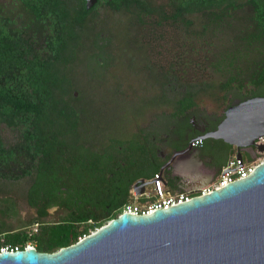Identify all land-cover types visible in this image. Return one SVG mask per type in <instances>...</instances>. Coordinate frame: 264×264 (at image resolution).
<instances>
[{"label": "trees", "instance_id": "trees-1", "mask_svg": "<svg viewBox=\"0 0 264 264\" xmlns=\"http://www.w3.org/2000/svg\"><path fill=\"white\" fill-rule=\"evenodd\" d=\"M101 8L127 12L138 22L171 21L189 26L192 20H201L197 29L185 33L189 39L206 42L209 55L201 63L224 75L220 84L223 98L235 92L241 100L264 96V0H96L87 10L83 0L0 2V179H38L27 203L35 208L39 222L34 232L22 229L16 201L7 192L0 193V250L21 249L31 242L38 251H55L98 228L133 201L130 184H104L101 191L96 184L85 185L83 179L71 184L77 199L60 203L58 221L45 220V209L55 203L53 195L58 190L47 179L84 177L83 136L74 133L75 112L70 109L71 105L82 107L73 75L106 66L107 43L98 27ZM216 34L225 35V44ZM213 37L220 43L211 42ZM175 63L161 73L169 82H175L179 74V62ZM72 91H76L75 98ZM193 92V87L185 86L172 98L158 93L152 105L172 106L170 115L187 117L198 110ZM67 98L73 100L65 101ZM221 118L222 113H212L209 122L213 126ZM4 130L11 134L10 141ZM218 142L230 151L228 144ZM109 172L113 169H104V176ZM97 197L100 214H92L87 203ZM12 216L17 221L13 227ZM82 224L86 225L79 228Z\"/></svg>", "mask_w": 264, "mask_h": 264}, {"label": "water", "instance_id": "water-1", "mask_svg": "<svg viewBox=\"0 0 264 264\" xmlns=\"http://www.w3.org/2000/svg\"><path fill=\"white\" fill-rule=\"evenodd\" d=\"M83 1L86 10L96 2ZM259 137L264 96H253L228 106L213 130L190 143L219 139L241 158V148L264 149L254 143ZM133 190L141 194L143 185ZM0 264H264V160L248 176L187 201L148 214L121 212L55 251L2 249Z\"/></svg>", "mask_w": 264, "mask_h": 264}, {"label": "flooded vegetation", "instance_id": "flooded-vegetation-1", "mask_svg": "<svg viewBox=\"0 0 264 264\" xmlns=\"http://www.w3.org/2000/svg\"><path fill=\"white\" fill-rule=\"evenodd\" d=\"M228 95L226 108L241 101L237 92ZM64 100L71 101L68 98ZM168 107L169 105L166 106L167 109ZM166 108L163 105L153 106L148 103L145 107L139 108L138 112L122 111L109 118L94 120L85 115L84 108L71 105L70 109L75 112L74 133L83 136L84 177L80 179L65 176L47 179L58 186V190L53 195L55 203L45 209L47 213L45 218L52 213L56 214L57 219L49 222L58 221L62 213L60 203L68 199L73 201L77 199L75 188L71 184L83 179L85 185L96 184V190L101 191L104 189V184H130L128 190L130 195L136 184H142L144 191L149 192V184L154 175H157L161 181L164 180L165 188L172 193H194L199 188L198 174H201L203 179L212 181L223 164L235 155V147L229 145L228 152L218 142L219 139L205 138L198 146H190V140L213 130L220 120L212 126L209 122L211 113L198 109L184 117L182 114L170 115L169 111H172V108L169 107L168 110ZM81 111H84V117ZM221 113L223 115L224 110ZM184 149L185 152L177 153ZM239 152L241 158L243 152L249 157L257 155L254 145L241 148ZM107 168H112L113 172L104 176V169ZM154 169H157L156 173H153ZM19 179L26 180L21 201L33 211L31 220L23 222L21 228L34 232L39 222L35 208L27 203V196L33 183L38 179L30 176ZM84 187L87 192V187ZM99 200L100 198L97 197L96 201L87 203V207H91L92 214H100ZM30 247L35 248L33 244Z\"/></svg>", "mask_w": 264, "mask_h": 264}, {"label": "rangeland", "instance_id": "rangeland-1", "mask_svg": "<svg viewBox=\"0 0 264 264\" xmlns=\"http://www.w3.org/2000/svg\"><path fill=\"white\" fill-rule=\"evenodd\" d=\"M98 19L101 20L98 27L107 43L104 48L106 66L73 75V84L80 93L79 105L89 119L109 118L122 111L138 112L139 108L157 100L158 93L172 98L185 86L193 87L197 109L208 114L225 110L229 95L223 98L225 93L220 88L224 75L211 65L201 63L203 57L209 55L206 42L189 39L185 33L197 29L201 20H192L189 26L171 21L138 22L127 12L108 8H101ZM219 38L221 44H225V35L220 34ZM210 40L220 43L214 37ZM176 61L179 62V74L175 82H169L161 77V73L169 69L170 63L175 66ZM84 111H81L83 117ZM3 135L8 141L12 139L6 130ZM242 157L244 160L250 158L244 152ZM25 184L26 180L22 179H0V193L7 192L16 201L21 225L33 217V211L21 201ZM56 219V214L52 213L45 218L48 221ZM9 221L11 227L17 224L15 216ZM83 225L86 224L79 228ZM31 244L28 242L26 246Z\"/></svg>", "mask_w": 264, "mask_h": 264}, {"label": "built area", "instance_id": "built-area-1", "mask_svg": "<svg viewBox=\"0 0 264 264\" xmlns=\"http://www.w3.org/2000/svg\"><path fill=\"white\" fill-rule=\"evenodd\" d=\"M202 140L200 138L193 139L190 143L191 146L200 145ZM264 143V137L257 138L255 144ZM257 155L244 160L243 158H236L235 155L231 156L229 160L220 168L216 177L206 185L199 187L194 193L188 192H175L167 190L162 183L161 179L154 175L149 184V192L143 191L141 194L131 193L133 201L124 205L121 212L129 214H148L158 208H167L170 205L181 203L189 200L193 196L203 195L212 189L220 188L229 182L242 179L248 176L257 164L264 160V149L258 151ZM152 200H148L149 197ZM144 197V201L138 202L137 198ZM118 213V214H119ZM7 249V247L2 248ZM17 249V248H13Z\"/></svg>", "mask_w": 264, "mask_h": 264}, {"label": "crops", "instance_id": "crops-1", "mask_svg": "<svg viewBox=\"0 0 264 264\" xmlns=\"http://www.w3.org/2000/svg\"><path fill=\"white\" fill-rule=\"evenodd\" d=\"M198 176V181H199V183L197 184L198 186H204V185H206L207 183H209L211 180H209V179H203L202 177H201V174H198L197 175ZM196 180V179H195Z\"/></svg>", "mask_w": 264, "mask_h": 264}]
</instances>
